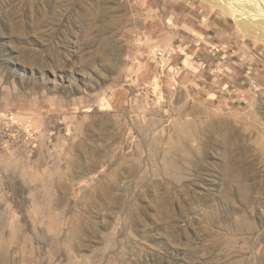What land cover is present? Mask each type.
Wrapping results in <instances>:
<instances>
[{"label":"rangeland","instance_id":"obj_1","mask_svg":"<svg viewBox=\"0 0 264 264\" xmlns=\"http://www.w3.org/2000/svg\"><path fill=\"white\" fill-rule=\"evenodd\" d=\"M245 21L214 0H0V264H264V85L224 105L180 74L193 48L264 71ZM218 28L243 53L192 41Z\"/></svg>","mask_w":264,"mask_h":264},{"label":"crops","instance_id":"obj_2","mask_svg":"<svg viewBox=\"0 0 264 264\" xmlns=\"http://www.w3.org/2000/svg\"><path fill=\"white\" fill-rule=\"evenodd\" d=\"M209 26V25H208ZM212 39H214L212 41ZM234 36H230L226 33V31L218 30L215 31L212 35H207L203 37L202 34L199 36V39H192L193 42H203L211 46L212 51L218 52L219 49L227 51V55H237L239 52L243 53V50L238 51L237 53L228 49V44L232 43ZM234 41L237 42L236 38ZM227 44L226 48L224 47ZM180 53L182 54V62H181V73L185 76L201 77L202 81L206 77L205 84L201 82V84L207 85V93L210 94L211 97H215L221 104L228 105L231 103L234 104H245L252 98L255 93H257V89L260 88L261 85H264V71L260 70L259 73L256 72L255 67V59L247 56L248 53L243 54V60H241V56L238 60L234 58L228 59L226 55H221L219 58L213 59L211 62H203L201 59L193 60L192 57L195 56V51L193 48V54L187 52L185 49H180ZM209 51L206 49V52ZM171 59L167 64L172 62V53ZM184 55V56H183ZM256 63H258L256 61ZM180 68H176L174 70V74H178ZM182 75V74H181ZM208 80V81H207ZM254 85V89L250 88V85ZM252 90H255L254 93Z\"/></svg>","mask_w":264,"mask_h":264},{"label":"bare ground","instance_id":"obj_3","mask_svg":"<svg viewBox=\"0 0 264 264\" xmlns=\"http://www.w3.org/2000/svg\"><path fill=\"white\" fill-rule=\"evenodd\" d=\"M216 3L226 6L234 19L245 21L250 25H255L258 28L264 29V0H247L250 4L242 9L241 6L245 5L243 0H214ZM246 2V0H245Z\"/></svg>","mask_w":264,"mask_h":264},{"label":"built area","instance_id":"obj_4","mask_svg":"<svg viewBox=\"0 0 264 264\" xmlns=\"http://www.w3.org/2000/svg\"><path fill=\"white\" fill-rule=\"evenodd\" d=\"M156 57H158V59L160 60H164L166 62H168L171 59V55L170 54H163L162 52H156ZM251 88L254 89V85H250Z\"/></svg>","mask_w":264,"mask_h":264}]
</instances>
